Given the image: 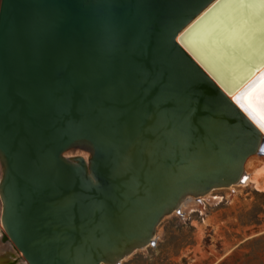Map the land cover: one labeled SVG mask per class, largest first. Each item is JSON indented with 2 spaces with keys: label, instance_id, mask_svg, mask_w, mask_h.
I'll return each mask as SVG.
<instances>
[{
  "label": "water",
  "instance_id": "obj_1",
  "mask_svg": "<svg viewBox=\"0 0 264 264\" xmlns=\"http://www.w3.org/2000/svg\"><path fill=\"white\" fill-rule=\"evenodd\" d=\"M215 3L0 0V264H119L240 179L264 133L229 70L264 53L248 9Z\"/></svg>",
  "mask_w": 264,
  "mask_h": 264
},
{
  "label": "rangeland",
  "instance_id": "obj_2",
  "mask_svg": "<svg viewBox=\"0 0 264 264\" xmlns=\"http://www.w3.org/2000/svg\"><path fill=\"white\" fill-rule=\"evenodd\" d=\"M210 193L222 200L205 202L202 213L166 215L156 228L155 243L120 264H264V190L233 185Z\"/></svg>",
  "mask_w": 264,
  "mask_h": 264
},
{
  "label": "snow or ice",
  "instance_id": "obj_3",
  "mask_svg": "<svg viewBox=\"0 0 264 264\" xmlns=\"http://www.w3.org/2000/svg\"><path fill=\"white\" fill-rule=\"evenodd\" d=\"M222 4L225 7L249 9L251 10L250 19L264 25V0H216V3L211 6V11L221 7ZM205 11L210 14V10ZM201 15L204 14L201 13ZM199 19L200 17H197V20ZM195 23L194 20L193 24ZM192 26L189 24L176 39L183 38ZM241 79L244 81L243 87L234 94L232 90L229 91L231 102L246 114L259 132L264 133V57L254 59ZM261 152H264V148Z\"/></svg>",
  "mask_w": 264,
  "mask_h": 264
},
{
  "label": "bare ground",
  "instance_id": "obj_4",
  "mask_svg": "<svg viewBox=\"0 0 264 264\" xmlns=\"http://www.w3.org/2000/svg\"><path fill=\"white\" fill-rule=\"evenodd\" d=\"M250 11L251 10L248 9V21H247V23L252 24L253 31L251 33V36L254 39H250L248 41L249 48L251 49L248 56L252 57L251 53L254 52L253 57L254 56L258 57L261 53H264V34L263 33L259 34L260 30L264 29V25L260 24L258 21H254V20L250 19V16H249ZM241 14L243 17H245L243 12ZM224 16H226V15L224 14ZM227 19H229V17H227ZM218 20L219 21L217 22V25H214L212 27L218 26L219 32H217L216 35L223 36L226 29H227L228 23H226V25L224 26L222 21L220 22V19H218ZM257 31L259 32L258 35L256 34ZM253 32H254V34H253ZM214 39H215V37H214ZM247 67H248L247 62H245V61L244 62L239 61L238 63L236 62L231 67V70H229V74H231L232 72H234L238 75H239V73L244 74V72H246ZM229 91L227 90V93ZM262 148H264V139L262 141V144L260 145L259 150L255 153V154H262L261 155L262 157L258 156L259 159L256 157L258 159V160H256L253 157L256 155H254V154L250 155L244 163V169H243L242 176L240 177V179L235 184H231L230 185L231 187L233 185L234 186H249V187H251V189L253 188V189L261 190V191L264 190V152H261ZM252 157L255 159L256 162H253L254 159L252 161ZM245 178H247V179H245ZM227 187L231 188L229 186H227ZM212 190H210L209 192H207L206 194H204L202 196H197V197L187 196L179 205L178 210L174 211V212H178V213H181L184 215L188 214L189 212H193V211H199L200 213H202V209L205 205V202H210V203L216 204L222 200L221 196L213 195L212 193H210ZM155 237H156V235L154 234L153 244L155 242Z\"/></svg>",
  "mask_w": 264,
  "mask_h": 264
}]
</instances>
